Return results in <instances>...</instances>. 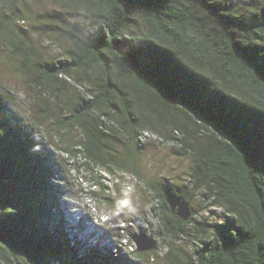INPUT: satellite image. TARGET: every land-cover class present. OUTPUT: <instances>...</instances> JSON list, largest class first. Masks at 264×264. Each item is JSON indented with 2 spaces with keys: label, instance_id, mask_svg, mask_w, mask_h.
I'll list each match as a JSON object with an SVG mask.
<instances>
[{
  "label": "trees",
  "instance_id": "trees-1",
  "mask_svg": "<svg viewBox=\"0 0 264 264\" xmlns=\"http://www.w3.org/2000/svg\"><path fill=\"white\" fill-rule=\"evenodd\" d=\"M51 1L59 11L46 28L65 41L62 56L47 60L10 36L17 0H0L11 12L0 48L19 58L33 101L41 93L60 101L66 114L53 116L54 135L67 140L60 148L71 165L90 171L103 195L97 169L143 177L141 129L177 139L191 190L224 214L209 221L191 210L182 220L168 201L188 202V186L147 178L159 220L153 240L168 239L165 264H264V0ZM51 176L31 137L0 122V264H85L49 228ZM186 239L189 254L175 244ZM135 251L148 259L153 250Z\"/></svg>",
  "mask_w": 264,
  "mask_h": 264
},
{
  "label": "rangeland",
  "instance_id": "rangeland-1",
  "mask_svg": "<svg viewBox=\"0 0 264 264\" xmlns=\"http://www.w3.org/2000/svg\"><path fill=\"white\" fill-rule=\"evenodd\" d=\"M17 6L20 16L19 19L11 17L17 26H9L12 33L9 35L14 37L15 33H19L34 52L47 60L62 56L65 41L46 28L49 22H54L52 15L59 11V7L51 0H17ZM10 15L8 6L0 3V22H4L7 28L6 20ZM26 81L19 70V58L7 48H0V122L10 128L11 132L31 137L41 150L51 170L50 185L55 190V203L49 210V228L55 227L57 232L66 234L69 248L76 252L81 262L165 264L163 255L168 248V239L155 240L153 251L148 252V259L138 255L132 240L134 234H144L154 239L158 231L156 199L145 186L147 178H158L172 186L186 184L188 188L185 189V198L189 210L196 211L197 218L209 221L223 218V209L211 203L212 197L202 194L201 190H191L188 184L191 166L189 158L178 154L175 147L159 144L152 139L140 147L138 152L143 177L130 171L108 173L104 169H97V175L103 178L105 187L109 189L102 195L99 186L93 184L92 173L81 167L77 170L71 165L69 154L60 148L67 140L61 142L59 136L54 135L53 116L61 118L66 114L60 101L46 99L44 93L39 95L36 102L33 101L34 89ZM43 106H48L45 116L39 114ZM69 136L76 140L79 134L72 128ZM119 146L118 149L123 152L124 145ZM91 223L97 226L95 236L94 232L85 233ZM175 244L186 254L193 248V242L189 239Z\"/></svg>",
  "mask_w": 264,
  "mask_h": 264
},
{
  "label": "water",
  "instance_id": "water-1",
  "mask_svg": "<svg viewBox=\"0 0 264 264\" xmlns=\"http://www.w3.org/2000/svg\"><path fill=\"white\" fill-rule=\"evenodd\" d=\"M170 210L174 211L175 214L182 220H186L189 217L190 210L188 202L180 200L179 198H172L168 201ZM132 240L136 246L137 251H146L152 249L155 241L151 238H147L144 234L132 235Z\"/></svg>",
  "mask_w": 264,
  "mask_h": 264
},
{
  "label": "built area",
  "instance_id": "built-area-1",
  "mask_svg": "<svg viewBox=\"0 0 264 264\" xmlns=\"http://www.w3.org/2000/svg\"><path fill=\"white\" fill-rule=\"evenodd\" d=\"M149 139L155 140L157 143L165 146L172 147L178 145L177 139H164L149 129H142L137 135V141L140 145L146 143Z\"/></svg>",
  "mask_w": 264,
  "mask_h": 264
},
{
  "label": "bare ground",
  "instance_id": "bare-ground-1",
  "mask_svg": "<svg viewBox=\"0 0 264 264\" xmlns=\"http://www.w3.org/2000/svg\"><path fill=\"white\" fill-rule=\"evenodd\" d=\"M88 218L90 219L89 216H87V219H88ZM64 222H66V221L64 220ZM65 224L67 225L68 223L66 222ZM68 225H69V224H68ZM96 227H97V226H95L94 223H91V226H90V225L88 226L87 231H85V233L88 234L89 232L92 233L93 231L96 232ZM81 231H82V228H80V232H81ZM100 235H101V234H100ZM101 236H102V235H101ZM91 237H92V236H91ZM103 240H104V239H103ZM79 242H82V240L80 239ZM85 242H86V241H85Z\"/></svg>",
  "mask_w": 264,
  "mask_h": 264
},
{
  "label": "clouds",
  "instance_id": "clouds-1",
  "mask_svg": "<svg viewBox=\"0 0 264 264\" xmlns=\"http://www.w3.org/2000/svg\"><path fill=\"white\" fill-rule=\"evenodd\" d=\"M141 130H142V129H141ZM141 130H140V131H141ZM140 131H139V132H140ZM139 132H138V133H139ZM137 135H138V134H137ZM136 141H137V136H136ZM137 142H138V141H137ZM144 144H145V143H144ZM144 144H141V145L143 146ZM138 145H139V143H138ZM178 145H180L179 142H178ZM172 147H176V145H175V146H172ZM93 232H94V231H93ZM95 233H96V232H94V236L96 235ZM97 238L101 240V238H100L99 236H98ZM80 243H81V245L84 244V242H80ZM76 246H78L77 243H76ZM135 247H136V246H135Z\"/></svg>",
  "mask_w": 264,
  "mask_h": 264
}]
</instances>
